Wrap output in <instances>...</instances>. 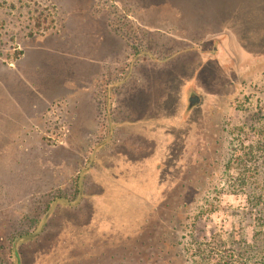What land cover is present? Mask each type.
<instances>
[{"label":"rangeland","instance_id":"rangeland-1","mask_svg":"<svg viewBox=\"0 0 264 264\" xmlns=\"http://www.w3.org/2000/svg\"><path fill=\"white\" fill-rule=\"evenodd\" d=\"M263 131L264 0H0V264H264Z\"/></svg>","mask_w":264,"mask_h":264},{"label":"trees","instance_id":"trees-1","mask_svg":"<svg viewBox=\"0 0 264 264\" xmlns=\"http://www.w3.org/2000/svg\"><path fill=\"white\" fill-rule=\"evenodd\" d=\"M46 30H48V29H46ZM20 52L22 54L23 50H21ZM245 148L240 155H238V156L236 155L237 157H234L233 161H235L236 163L243 162V164L245 166L248 165V167H246V169L248 171L250 170V168H252L254 171H256V170L258 171L261 168H263L264 167V137H263L262 141L257 140V144L255 146H249L246 151H245ZM246 180H247V178L240 180L242 185L245 184ZM256 189H258V187ZM248 196L250 197V193ZM249 197H248V199H249ZM250 198H251V202H253V204H255V206H258V204H261V206H259V207L260 208L262 207V208L259 210L264 212V194L261 193V195L259 194L257 196L251 195ZM263 217H264V214H263ZM262 220H263V218H262ZM263 222H264V220H263Z\"/></svg>","mask_w":264,"mask_h":264},{"label":"crops","instance_id":"crops-1","mask_svg":"<svg viewBox=\"0 0 264 264\" xmlns=\"http://www.w3.org/2000/svg\"><path fill=\"white\" fill-rule=\"evenodd\" d=\"M143 60H145V58L143 59ZM140 62V61H139ZM137 63H138V61H137ZM129 75H132L131 73H130V71H129ZM123 78H126V76L125 77H123ZM130 78H131V76L130 77H128V79H129V81H128V79L126 80V82H124V91L123 92H121V97H120V101H122V99H123V97H124V95H125V91H127V88L129 87V89H131V81H130ZM121 79V78H120ZM90 100H92V99H90ZM190 104L192 105V103H191V101H190Z\"/></svg>","mask_w":264,"mask_h":264},{"label":"water","instance_id":"water-1","mask_svg":"<svg viewBox=\"0 0 264 264\" xmlns=\"http://www.w3.org/2000/svg\"><path fill=\"white\" fill-rule=\"evenodd\" d=\"M199 95L193 96L191 99V103L193 104L194 102H198L199 101Z\"/></svg>","mask_w":264,"mask_h":264},{"label":"flooded vegetation","instance_id":"flooded-vegetation-1","mask_svg":"<svg viewBox=\"0 0 264 264\" xmlns=\"http://www.w3.org/2000/svg\"><path fill=\"white\" fill-rule=\"evenodd\" d=\"M195 95V94H194Z\"/></svg>","mask_w":264,"mask_h":264}]
</instances>
